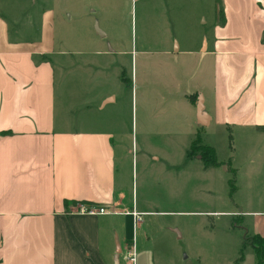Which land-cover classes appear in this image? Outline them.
<instances>
[{
	"label": "rangeland",
	"instance_id": "374dc122",
	"mask_svg": "<svg viewBox=\"0 0 264 264\" xmlns=\"http://www.w3.org/2000/svg\"><path fill=\"white\" fill-rule=\"evenodd\" d=\"M1 1L2 15L23 39L38 38L42 14L51 13L54 49L64 54L53 56L59 115L67 110L73 126L93 127L96 97L109 89L117 93L103 118L115 123L125 205L147 212L136 214L138 224L130 226L137 237L133 264H235L240 249V264H256L252 228L259 224L243 212L264 204V195L256 198L264 194V164L255 165L264 136L214 125L198 131L195 105L189 94L185 98L191 88L207 89L208 59L196 51L204 36L211 37L217 0ZM96 24L106 37L96 34ZM172 37L194 55L135 52L132 68L131 55L101 57L108 68L99 74L92 66L97 49H139L143 42L157 49ZM197 135L215 150L217 166L206 165L192 148Z\"/></svg>",
	"mask_w": 264,
	"mask_h": 264
},
{
	"label": "crops",
	"instance_id": "0c3cea01",
	"mask_svg": "<svg viewBox=\"0 0 264 264\" xmlns=\"http://www.w3.org/2000/svg\"><path fill=\"white\" fill-rule=\"evenodd\" d=\"M217 2L225 22L220 25L214 19L211 37L204 36L196 51L208 59L203 64L207 89L196 86L185 93L203 97L207 125L199 124L195 106L194 125L198 131L210 125L236 127L263 137L264 0ZM3 5L0 0V264H115L117 243L118 264L121 259L129 264L128 252L137 242L135 234H129L130 226L138 224L133 214L147 212L125 205L115 123L103 118L106 107L117 102V93L109 89L96 97L93 127L73 126L67 110L59 115L56 104L53 56L64 54L54 49L51 13L42 14L38 38L23 39L2 15ZM159 44L157 49L144 42L139 49H97L92 66L99 74L108 68L101 57L131 55L132 68L135 52L195 53L182 49L174 37ZM84 106L88 109V102ZM262 149L257 168L264 164ZM262 195L257 193L256 198L261 200ZM82 205L113 213L83 214L78 211ZM243 214L258 221L252 232L264 237V204ZM102 235H107L105 241Z\"/></svg>",
	"mask_w": 264,
	"mask_h": 264
},
{
	"label": "trees",
	"instance_id": "16d2710c",
	"mask_svg": "<svg viewBox=\"0 0 264 264\" xmlns=\"http://www.w3.org/2000/svg\"><path fill=\"white\" fill-rule=\"evenodd\" d=\"M217 4H218V2H217ZM216 18H217L220 25L224 24V22H225L224 13H223V10L220 6H219V8H217ZM197 96H198L197 93H194V94H191L188 96L189 100L192 103H194V105L196 104ZM200 141H201V139H200L199 135H197L196 140L192 144L193 145L192 148L196 147L197 149H199L201 156H202V159L206 165L210 164L213 166H217L219 163L216 160V155H215L214 149L210 146H207V145L206 146L201 145ZM192 148H190V152H189L190 155L192 154V151H194ZM90 205H94V204L90 203ZM252 240H253V243H252L253 255L255 257L256 264H264V237H262L258 234H254ZM241 251H242V249H240V251H239L240 254H239V257L235 260V264H240L241 261L243 260V255H242Z\"/></svg>",
	"mask_w": 264,
	"mask_h": 264
},
{
	"label": "water",
	"instance_id": "95a60500",
	"mask_svg": "<svg viewBox=\"0 0 264 264\" xmlns=\"http://www.w3.org/2000/svg\"><path fill=\"white\" fill-rule=\"evenodd\" d=\"M95 30H96V34H98V36L104 37V33L98 28L97 24L95 25ZM195 109H196V116H197L199 124L201 126H206L207 125V119L204 117L205 111H204L203 97L201 94H199L197 96ZM120 251H121L120 246L117 243L116 253L114 256V263L115 264H118V257H119Z\"/></svg>",
	"mask_w": 264,
	"mask_h": 264
},
{
	"label": "built area",
	"instance_id": "2783aa9c",
	"mask_svg": "<svg viewBox=\"0 0 264 264\" xmlns=\"http://www.w3.org/2000/svg\"><path fill=\"white\" fill-rule=\"evenodd\" d=\"M78 211L80 213L90 214V215H106V214H112L113 213L112 211H107L103 207H90V208H87V207H85L83 205L78 208ZM133 215L135 217L136 213H134ZM128 258H129L131 263L135 262V253H134V251L130 250L128 252Z\"/></svg>",
	"mask_w": 264,
	"mask_h": 264
}]
</instances>
